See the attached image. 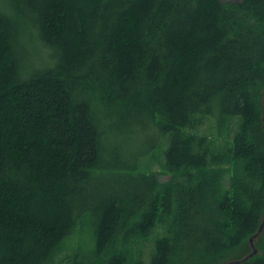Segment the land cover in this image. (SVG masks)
<instances>
[{
    "label": "trees",
    "instance_id": "1",
    "mask_svg": "<svg viewBox=\"0 0 264 264\" xmlns=\"http://www.w3.org/2000/svg\"><path fill=\"white\" fill-rule=\"evenodd\" d=\"M263 99L264 0H0V264L241 260Z\"/></svg>",
    "mask_w": 264,
    "mask_h": 264
},
{
    "label": "water",
    "instance_id": "2",
    "mask_svg": "<svg viewBox=\"0 0 264 264\" xmlns=\"http://www.w3.org/2000/svg\"><path fill=\"white\" fill-rule=\"evenodd\" d=\"M262 103H263V107H262V116H263V124H264V99H263ZM263 226H264V214H263L262 225L260 226V229L258 230V232L256 233V235H254L252 238H250V239L248 240V243H249V245H250V249H251L250 253H248V254H247L245 257H243L241 260L228 261V262H226V263H224V264H240V263H242V262H244V261H246V260H248V259H250V258H253L255 255H257L258 252H257V249H256V248L254 247V245H253V240H254L255 238L259 237V235L261 234V231H262Z\"/></svg>",
    "mask_w": 264,
    "mask_h": 264
},
{
    "label": "rangeland",
    "instance_id": "3",
    "mask_svg": "<svg viewBox=\"0 0 264 264\" xmlns=\"http://www.w3.org/2000/svg\"><path fill=\"white\" fill-rule=\"evenodd\" d=\"M229 1H237V0H222V2H229ZM158 169H159V168H158L157 166H155V167L153 168V170L156 171V172L158 171ZM159 179H160L161 181H166V180L168 179V177L163 176V175H160V176H159ZM76 237H77V236H75L74 241H75ZM85 239L87 240L86 236H85ZM74 241H73V243H74Z\"/></svg>",
    "mask_w": 264,
    "mask_h": 264
}]
</instances>
